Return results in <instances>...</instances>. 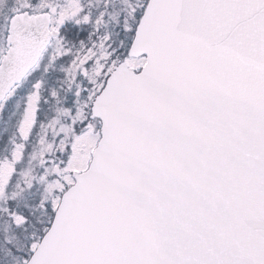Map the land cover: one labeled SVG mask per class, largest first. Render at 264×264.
<instances>
[{
    "label": "snow or ice",
    "instance_id": "6c2138e0",
    "mask_svg": "<svg viewBox=\"0 0 264 264\" xmlns=\"http://www.w3.org/2000/svg\"><path fill=\"white\" fill-rule=\"evenodd\" d=\"M0 264H264V0H0Z\"/></svg>",
    "mask_w": 264,
    "mask_h": 264
}]
</instances>
